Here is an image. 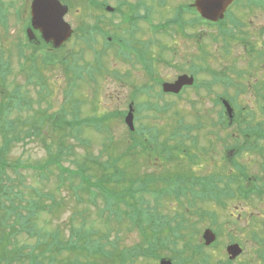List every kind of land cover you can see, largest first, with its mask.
<instances>
[{
	"label": "rangeland",
	"instance_id": "1",
	"mask_svg": "<svg viewBox=\"0 0 264 264\" xmlns=\"http://www.w3.org/2000/svg\"><path fill=\"white\" fill-rule=\"evenodd\" d=\"M61 1L68 3L69 12L65 15V20L72 26L73 35L58 48L38 43L37 45L40 46L35 49L33 48L34 43L27 44L23 27L25 19L29 15V6L32 0H0V62L5 64L6 68L4 86L0 84V120H8L13 126L12 128L0 126V150L3 142L8 141L7 147L0 153V156H3L9 163L4 171L6 175L0 176V186L5 185V188L10 190L7 197L0 199V237L1 234L13 235L10 239L11 244L34 243L35 235H28L26 231L20 230L17 217V212L25 213L24 207L32 199L42 205L40 206L42 210L37 211L33 221L29 220L28 227L35 224L37 228L48 231L59 227L62 233L61 239H67L70 235V219L73 218V223L78 225L81 217L86 215L87 223L97 229L99 235L109 233V239L118 240L120 248L136 245L141 241L136 228H130L124 218V223H114L112 217L115 218V216L105 211V202L102 196L98 195L93 199L92 204L95 207L89 206L90 211L86 214L79 212L85 208V205L79 204V200L75 196V185L77 183L83 185L84 179L80 173L84 172L85 176L92 178L86 177L88 181L97 183L102 181L101 177L105 174L109 175L112 172L115 164L120 167V172L126 182V187H124L121 182L113 179L114 181L110 185L113 186L115 192L124 191L131 179L147 175L164 177L169 171L172 172L169 174L170 176L190 170L194 171L195 176L214 174L224 176L229 167L225 165L222 147L224 145L237 146L242 142V137L238 132L237 125H232L226 131L224 128L219 130V126L215 127L218 128L217 137L207 136L205 134L207 130L203 129L199 134L200 145L203 148L210 146L211 149L199 157L196 165L192 166L185 162L177 164L174 160L164 162L161 157L156 155L155 151L150 153L140 146L136 149L135 155L126 157L124 152L130 144V138L123 116L131 102V87L133 91L134 88L138 89L134 92L138 95L134 100L138 105L136 116L134 112V125L139 129L149 128L148 136L152 132L158 131L157 128L160 129L159 144L168 140L173 129H177L178 123L192 122L196 112H199L204 118L210 114L211 120L215 122L219 107L214 104V100L225 94L234 97L235 89L224 83H216L211 86L208 92L202 86L201 81L208 80L210 77L199 70L197 74L198 88H187L178 98L153 96V93L156 94L158 91V87L153 85L154 81L149 79L147 82L145 76L138 69L134 70L130 63L116 59L110 50L107 55L104 52L99 53L94 60L93 51L86 50L82 39L86 29L83 23L87 24L88 22L91 25L96 13L90 3L87 0ZM98 1L109 5L115 3V0ZM127 1L134 4L136 0H121L124 3L123 8L128 9ZM163 1L165 0H151L150 4L154 14L152 39L156 42L153 52L162 53V56L169 59L170 63L169 65L156 63L154 78L172 81L180 73L188 75L189 70L193 67L196 70L199 67H210V69H216V72H225L230 80H236V89L246 90L236 97V104L240 109L246 107L250 110L253 119L250 120L244 116L246 112L243 111L239 114L240 118L247 117V124L251 128L256 122L263 121L264 115L258 109L256 96L252 89L257 86V83H262L264 69L253 70L247 66L248 57L242 46L246 38L255 43L253 46L257 50L260 49L259 45L264 44V32L259 31V35L257 31V25L262 23L261 19L250 16L249 19L255 24L249 26L246 31L236 33L234 41L229 39L232 44L227 53H225L226 48H223L224 43L220 39L216 42L211 40L212 35L216 32L201 28L198 39L199 49H197L185 36L172 34L179 27L170 28L169 31L172 32L167 35L164 34L166 28L159 29L154 26L163 21L162 18L166 16H160L166 14L179 0H168L165 5H163ZM161 5L163 6L157 7ZM16 12L20 14L19 19L16 17ZM170 18L171 14L165 20ZM110 25H112L111 19L105 18L103 26L106 28ZM34 34L35 39L39 42L40 37L37 31ZM163 43L167 46H164ZM19 44H24L22 51L25 55H29L31 52L37 53L36 61L21 58L18 55ZM168 46L172 49L169 50ZM88 47L92 46L88 45ZM100 49L98 48V50ZM45 53L49 56H59V59H64L65 62L45 64L41 60ZM255 53L256 51L253 50V54ZM66 62L68 64L72 62L71 67L81 68L79 72L82 73L73 77L72 81L76 79V84L70 87L68 100L66 92L69 90L71 72L65 70ZM154 69L152 66L151 70L154 71ZM243 69L247 70L246 74H243ZM237 72L242 75H236ZM248 72L250 74H247ZM145 82L147 84L139 88ZM153 86L154 90L151 89ZM144 103H148L149 106L156 103L160 109L146 110L142 107ZM135 108L137 107L135 106ZM62 110L66 113L64 114ZM112 113V119L106 117ZM55 114L60 116L56 121L57 128L52 127L53 120L50 119V116ZM73 114L79 117L78 120L92 117L99 125L110 131L107 130L103 136L90 127L84 128L85 125L81 126L83 129L80 130V134L73 138L70 136L72 128H68L69 125L75 127L72 123ZM93 116H98V118ZM230 134L235 137H230ZM251 134L256 136L255 133ZM258 144L264 146V140L258 138ZM188 149L191 150L194 147L189 145L185 149L182 148L184 151ZM55 155L60 156V165H52L48 162ZM262 156H264L263 150ZM194 157L195 154L192 152L188 154V159ZM235 161L244 164L247 173L256 179L264 177V169L259 166L260 157L254 155L253 152L242 153L235 157ZM183 176L186 178L190 175ZM163 185H165L163 182L158 181L151 185V189L156 190ZM122 196H128V194L124 192ZM145 198L151 200L149 195H145ZM150 203L156 206L158 201L153 199ZM11 204L19 205L20 209L10 211ZM198 206L208 212L216 213L215 224L211 223L207 215L203 216L201 220L185 201L180 203L172 197L163 196L157 205L158 212L168 216H174L177 213L191 226L181 231L184 233L183 239L175 247L177 252L174 253V256L177 258L175 260L177 264H198L200 262L201 256L196 255L192 248L202 243L203 229L208 226H212L218 232L216 246L208 247L201 253V255L210 256L208 264H223L227 261L225 247L233 241H237L245 248L243 257L234 264H262L255 253L259 245L254 242L251 234L255 231L257 235L264 237L260 232L264 220V192L257 199L254 196L247 201L227 200L224 207L212 203H203L202 206L200 204ZM21 207L23 208L21 209ZM99 209L103 210L102 215L98 213ZM120 209L127 210L128 208L122 204ZM187 243L188 245H186ZM166 255L171 254L161 252L159 256ZM134 264H159V258L139 257L136 258Z\"/></svg>",
	"mask_w": 264,
	"mask_h": 264
},
{
	"label": "trees",
	"instance_id": "2",
	"mask_svg": "<svg viewBox=\"0 0 264 264\" xmlns=\"http://www.w3.org/2000/svg\"><path fill=\"white\" fill-rule=\"evenodd\" d=\"M16 14L18 16L17 12ZM3 24L5 26L4 22ZM29 43H34L35 45L33 48L35 49L40 46L37 45L38 43L46 44L42 40H39L38 42L36 39L32 41L27 40V44ZM23 47L24 44L18 45V55L26 60L36 61L37 53L31 52L29 55H25L24 51H22ZM41 60L45 64L62 62V59H59V56H49L46 53L41 57ZM65 69L69 71V67H66ZM5 71V64L0 62V84L3 86L6 78ZM212 76L214 77V74ZM215 81L224 83L225 79L223 77H216ZM69 91L70 90L66 92L67 98L69 96ZM226 97L230 98L229 96ZM230 100L233 102L234 98H231ZM146 107L156 110L158 109L156 103L151 106L147 103ZM62 112L64 114L66 113L64 110H62ZM72 116L74 117L72 123L75 127L69 125L68 128H72L70 136L74 138V136L80 134V124L85 122L86 119L81 118L78 120L79 117L77 115L73 114ZM59 117L58 114L50 116V119L53 120V128H57L56 121H58L57 119ZM238 118L239 113H237L236 116L237 121L240 119ZM46 119L48 118L46 117ZM223 120V113L219 110L217 121L215 123L222 122ZM242 120L243 122L246 121L245 118ZM88 121L96 127L97 131L100 132L103 130L102 125H99L93 118H90ZM213 125L214 122L210 120L208 116L204 118V116L197 114L194 116L192 122L186 124L178 123L177 129H173L168 140L162 145H159L156 151L158 154H162L166 159H170L174 155H188L191 151L189 149L184 151L182 148L185 149L190 145L196 150L199 143L198 136L200 132L203 129H205V131L210 129ZM0 126H8L9 128L13 127L11 122L2 119L0 120ZM239 130L240 132L247 133L249 128L239 127ZM145 132H150V129L143 128L140 130L141 135L145 134ZM157 135V131L151 133L149 135L150 138L146 142H156ZM146 138L147 136L144 139L141 136L136 142H143ZM7 145L8 141H4L0 153L4 151ZM134 146L135 144H131L126 153L133 149ZM242 147L243 145L241 144L233 147L236 155L241 153ZM199 150L202 151L200 148ZM59 158V155H55L51 157L48 162H50V164L60 165ZM118 159H120V157H118ZM181 159L182 158L179 157L178 161L180 162ZM232 162H234V160H232ZM8 165L9 163H7L6 159L3 156H0V176L6 175V172L4 173V171L7 169ZM234 168L236 170V178L239 179L241 184H248L243 170L244 166L241 163H234ZM120 171L121 169L114 165L112 172L109 175L105 174L101 177L102 181H98L97 183L88 181L86 177L89 179L92 178L85 176L84 172L80 173L83 175V185H79L78 183L75 185V196L77 200H79V204L85 205V208L79 212L86 214V212L90 211L89 206L95 207L92 204L93 199L97 198L98 195L102 196L105 202V211L108 214H113L115 216V218L112 217L114 223H124V218L130 228H136L141 238L139 244L120 248L118 240L109 239V233L99 235L97 229L87 223L88 218L86 215L81 217L78 225L73 223V218L70 219V235L67 239H61L62 233L59 227H55L52 231L37 228L35 224L34 226L31 225L28 227L29 220L33 221L37 215V211L42 210L40 207L42 205L38 204L36 200L31 199L24 207L25 213L23 214L19 211L17 212V217L19 218L20 230L26 231L28 235H35L36 240L32 244H11L10 239L13 235L7 236L1 234L0 264H134L136 258L139 257L157 259L161 252L170 253L171 255H169V257L176 260L174 253H176L177 250L175 247L184 236V233L181 231L191 226L188 225L189 222L184 220L182 216L177 213H175L174 216H168L158 212L157 205L159 204L160 196L163 194H171L170 196L178 202L182 203L185 201L189 207L193 209L194 214H197L200 217L210 213L205 212L207 210L203 207L199 208V204L202 206L203 203L205 204L208 203L207 201H212L221 206L224 205L225 202L227 182L223 181L221 176L217 174L195 176L192 171H184L183 173L170 176L169 174L172 172L169 171L164 177L147 175L142 178L131 179L128 181L127 188L124 191L115 192L113 186L110 185L114 180L121 182L122 185L126 187L124 176ZM183 175L190 176L185 178ZM158 181L163 182L165 184L164 187L152 190L151 185ZM0 187H2V190H0V199L7 197L10 190H7L5 185ZM124 192H126L128 196L123 197L122 194ZM145 195H149L152 199H156L158 204H156V206L152 205L149 200L145 199ZM122 204L128 209H120V205ZM22 208L23 207H21V209ZM18 209H20L19 205L11 204L10 211H17ZM98 213L102 215L103 210L99 209ZM121 216L124 217L121 218ZM214 244H216V242ZM186 245H188V243ZM192 250L198 255L201 253L202 246H195ZM209 257L210 256L208 255H202L198 264H208Z\"/></svg>",
	"mask_w": 264,
	"mask_h": 264
},
{
	"label": "flooded vegetation",
	"instance_id": "3",
	"mask_svg": "<svg viewBox=\"0 0 264 264\" xmlns=\"http://www.w3.org/2000/svg\"><path fill=\"white\" fill-rule=\"evenodd\" d=\"M167 1H163V5ZM195 1L179 0L177 3H174V6L166 14L164 13L165 15L160 16L166 17L162 18V22L159 21L161 23L157 22L159 23L156 24L157 28H166L164 34L169 35V32H172L169 31L170 28L177 26L179 28L172 34L185 36L188 41H191L199 49L198 39L201 28L207 29L210 32L239 33L243 30L246 31L249 26L255 24L254 21L249 19L250 16L261 19L262 23L264 21L263 0H232L220 3L219 8L222 11L223 17L220 19L218 17L212 22L202 18L194 5ZM100 3V7L95 8L96 13L94 14L93 23L91 25L88 22L87 24L83 23V26L86 27L82 35L84 39L83 43L86 47L88 45L99 46L102 48V51H106L107 53L109 50L112 51L113 57L120 61L124 59L128 63L130 62L134 70L138 69L145 76L146 80L150 79L149 68L152 64V58L155 57L158 62L164 59L162 53L153 52L156 42L152 39L154 14L153 8L150 6L151 0H136L134 4L127 1L128 9L123 8L124 3L121 0H115L114 5ZM163 5L157 7H162ZM107 7H111V9ZM170 14L171 18L165 20ZM91 17L92 15L90 14ZM107 17L111 19L112 25L105 28L103 24ZM262 23L261 25H257L258 32L264 30V23ZM112 39H115V41L113 44H110L108 41ZM122 46L125 47V51H121ZM164 46L167 45L164 44ZM168 49L171 50L172 48L170 49L168 46ZM262 231V236H264V229ZM258 245L259 248L256 249L255 253L256 256H261L264 254V237L261 238ZM242 249V253L231 262H235L243 257L245 248L242 246Z\"/></svg>",
	"mask_w": 264,
	"mask_h": 264
},
{
	"label": "water",
	"instance_id": "4",
	"mask_svg": "<svg viewBox=\"0 0 264 264\" xmlns=\"http://www.w3.org/2000/svg\"><path fill=\"white\" fill-rule=\"evenodd\" d=\"M231 0H197L196 6L206 18L216 19L220 8L219 4L230 2ZM67 12V7L62 5L59 0H32L31 3V27L27 30L29 39L33 37L32 29H37L41 33L46 42L52 43L53 47H59L66 41L70 34V26L64 21L63 17ZM193 82L191 77L182 75L173 83H164L162 85L164 92L177 93L182 86L190 85ZM229 117L232 116V109L227 102H224ZM132 107H129L128 114L125 117V122L130 130H133V114ZM202 238L206 245H209L215 240V235L210 229L204 230ZM231 258L235 257L240 249L237 245H231L227 248ZM160 264H172L169 259H162Z\"/></svg>",
	"mask_w": 264,
	"mask_h": 264
}]
</instances>
